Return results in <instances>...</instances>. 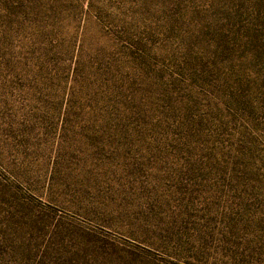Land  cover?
I'll return each mask as SVG.
<instances>
[{
  "label": "rangeland",
  "instance_id": "1",
  "mask_svg": "<svg viewBox=\"0 0 264 264\" xmlns=\"http://www.w3.org/2000/svg\"><path fill=\"white\" fill-rule=\"evenodd\" d=\"M213 4L0 0V264H264V62L223 82Z\"/></svg>",
  "mask_w": 264,
  "mask_h": 264
},
{
  "label": "trees",
  "instance_id": "2",
  "mask_svg": "<svg viewBox=\"0 0 264 264\" xmlns=\"http://www.w3.org/2000/svg\"><path fill=\"white\" fill-rule=\"evenodd\" d=\"M214 28L212 36H217L213 46L212 66L224 72L223 82L228 73L241 81L255 65L264 62V8L258 0H247L243 10L229 0H216ZM226 2V4H224ZM231 4V5H230ZM261 7V8H260Z\"/></svg>",
  "mask_w": 264,
  "mask_h": 264
}]
</instances>
